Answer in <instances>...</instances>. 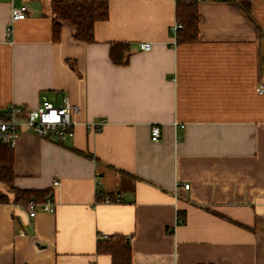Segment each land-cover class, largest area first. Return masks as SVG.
Listing matches in <instances>:
<instances>
[{
	"label": "crops",
	"instance_id": "obj_1",
	"mask_svg": "<svg viewBox=\"0 0 264 264\" xmlns=\"http://www.w3.org/2000/svg\"><path fill=\"white\" fill-rule=\"evenodd\" d=\"M55 1L0 0V113L63 96L78 109L66 141L16 140L14 187L51 191L55 212L0 204V264H112L104 235L126 238L132 264H264V0L199 3L184 44L177 0H110L93 44L67 24L54 42ZM115 43L129 45L125 66Z\"/></svg>",
	"mask_w": 264,
	"mask_h": 264
},
{
	"label": "trees",
	"instance_id": "obj_2",
	"mask_svg": "<svg viewBox=\"0 0 264 264\" xmlns=\"http://www.w3.org/2000/svg\"><path fill=\"white\" fill-rule=\"evenodd\" d=\"M208 1V0H204ZM198 2L196 0H177L176 21L181 25L177 32V44L192 43L198 39L199 23L201 20ZM242 8L250 14L249 5L242 4ZM53 40L59 42L63 25L67 24L74 29V39L80 43H95V26L107 22L110 17V0L90 1H63L52 4ZM129 45L115 43L111 45L110 59L114 65L125 66L129 62ZM5 118V112L0 113V120ZM14 148L0 140V185L8 186V193L0 191V204H18L25 208L33 202L36 205L44 204L49 198L53 200L51 191L36 192L23 191L14 187ZM106 196H98L103 202ZM112 199V198H111ZM99 254L109 255L112 264H132V249L130 243L122 236H113L108 240L99 241Z\"/></svg>",
	"mask_w": 264,
	"mask_h": 264
},
{
	"label": "built area",
	"instance_id": "obj_3",
	"mask_svg": "<svg viewBox=\"0 0 264 264\" xmlns=\"http://www.w3.org/2000/svg\"><path fill=\"white\" fill-rule=\"evenodd\" d=\"M198 3L204 0H196ZM28 9L26 6L13 8L11 12V23L25 20L27 18ZM181 29L180 24H176L172 28V32L177 36L178 30ZM11 28L8 29L7 36L11 37ZM140 49L149 52L152 49L151 44H140ZM258 95H264V84L256 88ZM78 109L71 104L67 96H63L60 102H51L46 98H42L36 109H25L22 106L11 105L5 110V118L0 120V140L14 148L16 140L20 137L22 131H29L39 137L45 138L51 142L62 143L74 135L76 122L74 115ZM105 126V121H99L89 125L90 128L101 131ZM176 126L184 129V125ZM161 139V128L159 125H153L151 129V140L158 142ZM54 188L59 186V182H54ZM188 189L189 185H185ZM101 196V194H98ZM115 201L120 199L115 198ZM104 203H111L110 197L103 198ZM21 206V205H20ZM28 213L31 218L36 217L39 213H54L55 205L51 198L42 205H36L31 202L28 205ZM110 237L103 236L104 240Z\"/></svg>",
	"mask_w": 264,
	"mask_h": 264
},
{
	"label": "rangeland",
	"instance_id": "obj_4",
	"mask_svg": "<svg viewBox=\"0 0 264 264\" xmlns=\"http://www.w3.org/2000/svg\"><path fill=\"white\" fill-rule=\"evenodd\" d=\"M1 188H2V190L4 191V193H8V192H9V190H8V186H6V185H1Z\"/></svg>",
	"mask_w": 264,
	"mask_h": 264
}]
</instances>
